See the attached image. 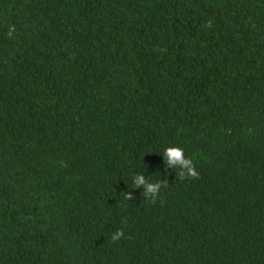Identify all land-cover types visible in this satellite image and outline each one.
<instances>
[{"label": "trees", "instance_id": "trees-1", "mask_svg": "<svg viewBox=\"0 0 264 264\" xmlns=\"http://www.w3.org/2000/svg\"><path fill=\"white\" fill-rule=\"evenodd\" d=\"M0 264H264V0H0Z\"/></svg>", "mask_w": 264, "mask_h": 264}, {"label": "clouds", "instance_id": "clouds-1", "mask_svg": "<svg viewBox=\"0 0 264 264\" xmlns=\"http://www.w3.org/2000/svg\"><path fill=\"white\" fill-rule=\"evenodd\" d=\"M163 155H164V161L165 163L173 169H179L181 176L184 175H190V176H196L197 173L195 171L193 161L190 158H187L184 154V150L182 147L179 146H168L163 149ZM133 183L135 186H141L143 185L146 188L145 196L149 197V193H152L155 195L157 193V190L160 187V183L152 182L148 183L144 176L136 174L134 175ZM122 235L121 232L117 231L112 239L116 240L119 239Z\"/></svg>", "mask_w": 264, "mask_h": 264}]
</instances>
